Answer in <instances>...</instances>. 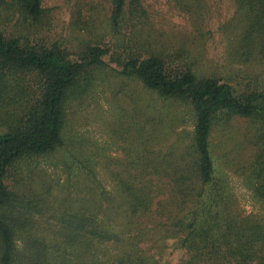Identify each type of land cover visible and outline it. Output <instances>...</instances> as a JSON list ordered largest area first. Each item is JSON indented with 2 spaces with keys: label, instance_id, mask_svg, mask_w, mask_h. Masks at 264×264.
Instances as JSON below:
<instances>
[{
  "label": "trees",
  "instance_id": "obj_1",
  "mask_svg": "<svg viewBox=\"0 0 264 264\" xmlns=\"http://www.w3.org/2000/svg\"><path fill=\"white\" fill-rule=\"evenodd\" d=\"M42 1L0 0V264H61L58 248L54 246V254L39 237L22 234L20 246L16 244L18 225L24 216L31 218L42 212L40 203L49 204L48 192L56 184L43 183L41 192L22 195L10 189L5 180L20 160L52 153L63 144L66 100L80 86L90 85L92 70L104 67L108 52L100 45L88 46L81 58L73 59L56 43L42 41L48 27ZM174 1L186 7L189 2L200 5L204 0ZM234 2V19L240 31L230 54L243 65L264 63V0ZM110 5L108 23L112 29L124 22L123 18L132 25L147 20L143 0H110ZM188 13L200 26V13L193 9ZM88 22L78 26L87 28ZM128 43L135 52L130 53L128 47L118 74L139 80L165 103L190 105L196 123L192 133L178 135L166 151H161L153 148L160 139L155 124L158 115L149 112L146 105L134 109L136 117L122 137L127 142L125 157L103 162L117 193L105 195L101 223L93 218L96 207L90 203L89 212L97 225L84 233L100 241L123 242L120 264H159L136 245L146 241V231L151 230L147 224L153 222L187 252V258L177 264H264V223L233 208L227 175L216 169L211 145L217 126L225 129L235 118L249 123L254 147L238 172L264 202L261 81L256 76L244 84L199 77L190 67H175V61L183 59L178 57L180 52L140 55L136 43L130 39ZM159 195L164 197L154 202ZM53 212H59L68 226L84 222L69 221L60 208Z\"/></svg>",
  "mask_w": 264,
  "mask_h": 264
},
{
  "label": "rangeland",
  "instance_id": "obj_2",
  "mask_svg": "<svg viewBox=\"0 0 264 264\" xmlns=\"http://www.w3.org/2000/svg\"><path fill=\"white\" fill-rule=\"evenodd\" d=\"M93 2V6L87 5ZM143 5L147 11L145 24H127L123 18L124 22L119 21L112 29L108 23L110 0L42 1L48 13V27L42 33V41L49 45L56 43L73 59L81 58L88 46L100 45L108 48V52L104 67L92 70L90 85L80 86L66 100L63 144L52 153L20 160L7 174L8 187L22 195L41 192L43 183L56 184L48 192L49 204L40 203L42 212L31 218L24 216L18 225L17 246L22 234L31 235L44 241L53 253L54 246L57 247L61 264H120L123 242L100 241L84 233L97 225L89 212L93 206L90 203L96 207L93 218L101 223L100 208L105 195L117 193L103 162L125 157L127 142L122 137L127 135L129 123L136 117L134 109L140 110L143 105L158 115L155 124L160 139L153 144L154 149L166 151L178 135L193 132L196 117L190 105L165 103L139 80L118 74L128 47L130 53L135 52L128 39L136 43L140 55L180 52L178 57L183 59L176 60L175 67H190L199 77H220L244 84L256 76L264 87V63L254 61L243 65L230 54L240 31L234 19V0H204L200 5L189 2L186 7L177 6L174 0H143ZM190 9L200 13V26L194 24L188 13ZM87 20V28L78 26L85 25ZM251 137L249 123L235 118L225 129L214 128L212 152L216 169L227 175L228 190L235 200L233 208L242 216L264 223V202L238 172L253 151ZM163 197L157 196L154 202ZM59 208L69 221L84 222L77 227L66 225L60 213L53 212ZM147 227L151 230L146 231L149 235L146 241L136 244L140 252L153 256L159 264H177L187 258L177 239L166 237L156 222L148 223ZM128 235L123 236L128 238Z\"/></svg>",
  "mask_w": 264,
  "mask_h": 264
}]
</instances>
